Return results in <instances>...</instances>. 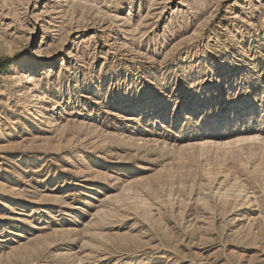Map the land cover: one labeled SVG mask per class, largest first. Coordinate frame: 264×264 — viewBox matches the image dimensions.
I'll list each match as a JSON object with an SVG mask.
<instances>
[{"label":"rangeland","instance_id":"374dc122","mask_svg":"<svg viewBox=\"0 0 264 264\" xmlns=\"http://www.w3.org/2000/svg\"><path fill=\"white\" fill-rule=\"evenodd\" d=\"M38 94L52 126L29 117ZM4 120L0 264H264V0H0ZM239 134L256 139L217 162ZM214 178L254 207L212 202Z\"/></svg>","mask_w":264,"mask_h":264},{"label":"bare ground","instance_id":"6f19581e","mask_svg":"<svg viewBox=\"0 0 264 264\" xmlns=\"http://www.w3.org/2000/svg\"><path fill=\"white\" fill-rule=\"evenodd\" d=\"M40 52V51H39ZM50 60H54V56L52 55V54H50ZM46 63L47 62H45V61H42V60H37V61H34V62H32V63H30V64H28V65H25V66H21V68H20V75H18L17 76V83H16V88L18 89V88H20V87H23L24 88V95H25V97L27 98V99H29L30 97H29V94L27 93L29 90L30 91H32V90H34V91H36L37 90V85H36V81L34 80V75H35V73H36V71L38 72V70L39 69H41V68H44L45 66H47L46 65ZM25 81V82H24ZM35 98H36V100H38V103H39V107H35V108H33V109H31V110H29V117L30 118H32L33 120H35V121H39V122H41V123H45L46 125H48V126H52L53 125V120H55V118H53V117H51V116H49L48 115V113H47V106H46V104H47V97H46V95L44 94V95H41V94H38V95H36L35 96ZM1 123H0V129H2V126H6V125H8L9 124V120L8 121H6V120H4V122L3 121H0ZM9 131L8 132H5V133H3L2 134V137L3 138H5V139H7V138H9ZM237 136H239V137H236V135L234 136L235 138L233 139V141L231 142V141H226V143L225 144H220L219 143V145L216 143V145H214V146H216V147H219L220 148V152L221 153H223L224 155H222V157H218V158H216L217 160H219V161H217V162H226V160H228V157H227V155H230L235 149H237V148H240L243 144H247V143H259L260 145H261V157H262V159H261V162H259L258 164H257V170H258V172H259V174H260V172H261V174H262V172H264V138H260V139H257V141H251V142H249L250 140H254V139H256V138H250V137H245V136H242V134H239V135H237ZM10 141V140H9ZM214 144V143H213ZM213 144H212V146H213ZM208 145V144H207ZM240 153H243V152H240ZM242 156H244V155H242ZM224 157V158H223ZM212 163H214L213 161H212ZM214 164H212V166H213ZM220 165V164H219ZM211 165H209V168H208V170L209 169H213V170H216V168L214 169V168H212V167H210ZM255 167H256V165H255ZM254 167V168H255ZM87 168H89V167H87ZM219 168V167H218ZM245 168V167H244ZM219 171H220V169H219ZM256 171V170H255ZM212 171H210V173H211ZM215 173H216V176H217V174H219V173H217L216 171H215ZM212 175H214V172H212L211 173ZM211 174H209V175H211ZM260 174V175H261ZM264 174V173H263ZM211 175V176H212ZM215 175H214V177H216ZM207 177H209V179L208 180H210V181H212L211 179L213 178V176H212V178H210V176H208L207 175ZM217 177H219V175L217 176ZM225 177H227V176H225ZM225 177H224V179H225ZM229 179V178H228ZM231 180V179H230ZM264 180V179H263ZM213 181H216V183H217V181H219V183H220V185H222V184H226V187L224 186V188H221L222 186H220V188L218 189V191L216 192V193H214L213 191H211V189H207V187H205L206 188V191H207V193H209V195H210V197H211V201L213 202V200H212V197H214V198H217L218 199V201H219V203L220 204H222L224 207H228V206H230V205H232V204H237V207L236 208H238V203H239V205H240V207L241 206H246L247 207V205L249 204V207L248 208H251L252 206H251V199L252 198H250L251 196L250 195H248V192L247 193H244L245 191H242V190H244L245 188V186H241V189H240V187L238 186V182H235V184L234 183H230V182H227V180H218V179H216L215 180V178L213 179ZM229 181V180H228ZM206 182H207V179H206ZM210 183H212V182H210ZM215 183V184H216ZM218 183V184H219ZM236 183H238L237 184V186L238 187H236V186H234V185H236ZM202 185H204L205 186V184H202ZM207 185V184H206ZM209 185V184H208ZM241 185V184H240ZM204 186H202V187H204ZM211 186V185H210ZM214 186V185H213ZM213 186H211V187H213ZM242 187L244 188V189H242ZM215 188V187H214ZM202 190H203V188H202ZM214 190V189H213ZM204 191V190H203ZM215 191V190H214ZM128 193H130V192H128ZM132 193V192H131ZM128 195V198L126 199L125 197V199H124V201H125V204L127 203V201H129V203H127L128 205H129V207L132 205L133 207V211H136L135 213L137 214V211H138V208H139V210H140V213H141V216H142V212H141V209H140V207L142 208L143 206H145V207H147L148 206V208H149V206H151L152 205V203L150 204L149 203V201L146 199V198H143V197H141V196H138V195H135L134 193L133 194H127ZM127 195H126V197H127ZM112 197V196H111ZM115 197V196H114ZM116 198V197H115ZM113 199V198H112ZM129 199V200H128ZM201 199V198H200ZM123 199H121L120 201H119V199H118V202L120 203L119 205H120V208L122 207V206H124L125 204H124V202H122L123 203V205L121 204V201H122ZM203 200V199H202ZM201 200V201H202ZM206 200V199H205ZM205 200H203L204 202H205ZM105 201H110L111 203H113L112 201H111V198H106V200ZM200 201V202H201ZM196 202H199V198H198V200H196ZM204 202H201L200 203V205H202V203H204ZM207 202H209L210 203V201L207 199ZM206 202V203H207ZM215 202V201H214ZM110 203V204H111ZM114 203H116V202H114ZM208 203V204H209ZM254 203V202H253ZM32 204H35V202H33ZM198 204V203H197ZM205 205V203L203 204V207H205V209H206V212L207 211H209V212H211L210 210H213V208H212V206H214L215 204L217 205V202L215 203V204H213V205H211L210 206V204L209 205ZM220 204H218V205H220ZM115 205H118V204H115ZM114 205V206H115ZM122 205V206H121ZM215 205V206H216ZM207 206V207H206ZM233 206V205H232ZM113 207V206H112ZM112 207H110L111 209H112ZM116 207H118V206H116ZM115 207V208H116ZM143 208L142 210H146V208ZM154 207V206H153ZM234 207V208H235ZM254 207V206H253ZM125 208H127V207H125ZM151 208V207H150ZM149 208V213L150 212H152L153 210L152 209H155V210H158V209H156V208H152V209H150ZM211 208V209H210ZM217 208H218V206H217ZM244 207H242V209H243ZM247 208V209H248ZM108 209V208H107ZM110 209V210H111ZM122 209V208H121ZM128 209H130V208H128ZM135 209H137V210H135ZM204 209V208H203ZM215 209H216V207H215ZM240 209V208H239ZM245 209V208H244ZM102 210H104V209H102ZM102 210H101V214L103 215V216H106V212H104V214L102 213ZM110 210H108V212L110 211ZM113 210H115V209H113ZM148 210V209H147ZM151 210V211H150ZM228 210H229V207H228ZM241 210V209H240ZM253 211H254V208L252 209ZM100 211V210H99ZM128 211H130V210H128ZM235 211H237V210H235ZM234 211V212H235ZM117 212V211H116ZM146 213L147 215H149V213L147 212V211H143V213ZM154 212V211H153ZM158 212V211H157ZM208 212V213H209ZM214 212V211H213ZM99 212H98V214L97 213H94L95 215L97 214V217H98V215L100 214ZM113 213V212H112ZM233 213V212H232ZM100 214V215H101ZM109 214H111V212L109 213ZM114 214V213H113ZM132 214H134V213H132ZM135 214V215H136ZM138 214H139V211H138ZM228 214V213H227ZM116 215V214H115ZM150 215H152V214H150ZM155 215V214H154ZM157 215V214H156ZM210 215H213L212 214V212H211V214ZM103 216L102 217H100V219L101 218H103ZM153 216V215H152ZM107 217V216H106ZM106 217H105V219H106ZM136 217H138V216H136ZM143 217V216H142ZM153 217H155V216H153ZM159 217H161L160 216V214H159ZM220 217V216H219ZM218 217V218H219ZM248 217V216H247ZM99 218V217H98ZM97 218V219H98ZM108 218H109V216H108ZM141 218V217H140ZM152 218V217H151ZM213 218H215V216L213 215ZM239 218V217H238ZM96 219V218H95ZM150 219V218H149ZM153 219V218H152ZM157 219V218H156ZM161 219V218H160ZM235 219V218H234ZM242 219V218H241ZM240 219V220H241ZM255 220H256V217L254 218ZM104 219H102L101 221H103ZM107 220V219H106ZM109 220V219H108ZM146 220H147V218H146ZM145 220V221H146ZM193 220V219H192ZM215 220H216V218H215ZM231 220H233V219H231ZM244 220H246V218L244 219ZM248 220H250V222L248 221V222H246V225H247V223H249V225H250V227L251 226H253L254 227V225L256 224L255 222L256 221H253V218H251V219H249L248 218ZM95 221V220H94ZM99 221V220H98ZM148 221H150V220H148ZM147 221V222H148ZM151 221H155V220H151ZM230 221V220H229ZM237 221H238V219H237ZM242 221H243V219H242ZM247 221V220H246ZM93 222V221H92ZM97 222V221H96ZM157 222V221H156ZM155 222V223H156ZM95 223V222H94ZM99 223H100V221H99ZM101 223H103V222H101ZM145 223V222H144ZM158 223V222H157ZM232 223L233 222H231V224L230 225H232ZM239 223V222H238ZM245 223V222H244ZM92 224V223H91ZM96 224V223H95ZM154 224V223H153ZM241 224V223H240ZM260 224V223H259ZM89 225V224H88ZM102 225V224H101ZM107 225V224H106ZM154 225H156V224H154ZM153 225V226H154ZM262 225V224H261ZM236 226H238V224L236 225ZM240 226V225H239ZM245 226V225H244ZM243 226V223H242V226L241 227H244ZM92 227V226H91ZM234 227V226H233ZM246 227V226H245ZM244 227V228H245ZM249 227V228H250ZM260 227V226H259ZM87 228H88V226H87ZM90 228V227H89ZM88 228V229H89ZM95 228H97L96 226H95ZM237 228V227H236ZM247 228V227H246ZM246 228H245V231H246ZM256 229H257V226H256ZM262 229V228H261ZM260 229V230H261ZM90 230H91V228H90ZM95 231L94 232H96V229H94ZM99 230H101V229H99ZM105 230V229H104ZM242 230V229H241ZM249 230V229H248ZM250 230H254V228L253 229H250ZM244 231V230H243ZM90 233V232H86V233H88L87 235H86V239H88V241H89V243H86L87 241L85 240V238L83 239V240H85L86 242V245L88 244V246H90L89 248H90V251L92 250V252H97L98 251V249L100 248L99 247V245H98V241H100V240H102L101 238H103V236H104V234H103V236L102 237H99V236H101L100 235V233L98 232V233ZM249 232V231H248ZM259 232V231H258ZM238 233H240V232H238ZM237 233V234H238ZM99 234V235H98ZM106 234V233H105ZM108 234V233H107ZM236 234V233H235ZM236 234V235H237ZM253 234V233H252ZM256 234H257V232H256ZM260 234H261V231H260ZM109 235V234H108ZM107 235V236H108ZM236 235H234L236 238H237V236ZM106 236V235H105ZM239 236V235H238ZM242 236H243V234H242ZM245 236V235H244ZM258 236V235H257ZM84 237V236H83ZM105 238V237H104ZM103 238V239H104ZM241 238V237H240ZM239 237L237 238L238 240L240 239ZM255 238V237H254ZM253 238V239H254ZM243 239V238H242ZM247 239H249V237L247 238ZM105 240H106V238H105ZM109 241H110V239H109ZM103 242V241H102ZM102 242H101V244H102ZM105 242V244H106V241H104ZM101 244H100V246H101ZM99 247V248H98ZM83 248H85L86 249V246L84 245V247H82V250H83ZM98 248V249H97ZM84 249V250H85ZM87 250V249H86ZM13 258H14V256H13Z\"/></svg>","mask_w":264,"mask_h":264}]
</instances>
